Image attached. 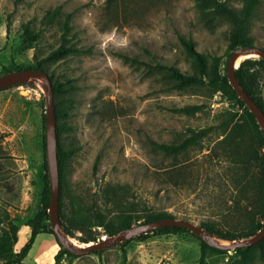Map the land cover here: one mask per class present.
<instances>
[{"label":"rangeland","instance_id":"374dc122","mask_svg":"<svg viewBox=\"0 0 264 264\" xmlns=\"http://www.w3.org/2000/svg\"><path fill=\"white\" fill-rule=\"evenodd\" d=\"M220 1L236 11L241 8L239 0ZM57 6L62 16H71L72 42L88 53L48 59L59 45L60 30L58 24L46 26L43 21L47 11ZM250 20L251 47L263 49L264 0H258ZM230 28L225 19L201 17L194 0H116L113 7H108L107 0H0V76L5 70L16 72V66L43 60L51 86L54 80H68L70 87L59 97L64 114L56 126L65 127L61 144L73 152L63 180L69 195L94 199L107 184L127 185L136 200L167 211L177 220L196 226L210 221L234 230L243 226L251 194L232 212L230 185L222 182L217 187V181H212L215 172L207 170L204 154L219 139L218 134L211 132L190 151L189 160L179 167L181 175L172 170L171 159L152 152L149 142L171 143L187 129L215 126L227 112H237L236 108L206 85L168 90L160 74L143 65H129L115 55L189 73L190 58L178 41L183 36L207 60L220 58L224 74L231 54L227 50ZM31 36L33 41L28 40ZM261 90L264 98V77ZM43 92L34 80L0 90V217L18 228L13 256L29 238L21 246L20 230L29 232L25 224L39 209L45 163ZM187 105L199 106L200 111L194 116L172 111ZM260 154L264 155V148ZM169 169L172 180L166 174ZM97 234L95 242L109 237L101 231ZM68 237L78 247L86 245L80 241L82 233ZM0 240H12L6 223L0 225ZM121 245L74 259L64 257L58 264H197L199 257V242L191 233L150 234ZM59 249L53 236L38 234L22 263L54 264ZM233 254L212 257L209 263L237 264L229 261ZM3 261L0 255V264ZM250 264H264V260L255 257Z\"/></svg>","mask_w":264,"mask_h":264},{"label":"trees","instance_id":"16d2710c","mask_svg":"<svg viewBox=\"0 0 264 264\" xmlns=\"http://www.w3.org/2000/svg\"><path fill=\"white\" fill-rule=\"evenodd\" d=\"M194 1L195 7L201 17H218L230 23L231 28L227 45L229 52L237 48L251 47L252 42L249 37L250 19L254 14L258 0H239L241 2L239 11L234 10L226 2L220 0ZM115 3L116 0H107L108 7H113ZM70 19L71 16L69 14L62 16L60 6L47 11L45 14L44 25L53 26L58 24L60 30L59 45L49 53L48 59H59L69 54L78 56L84 52H89L77 47L72 42L70 38ZM25 31H28V28H25ZM31 37L33 38L28 37V40L33 41L34 36ZM178 41L186 56L190 58L189 73H181L172 66L159 63L151 66L141 62L137 58L129 57L122 53H115V55L129 65L135 67L143 65L149 68V70L160 74L162 77L161 81L168 90L179 91L183 88L206 85L211 91L222 94L226 101L236 108L237 112H227L215 126L198 130L187 129L182 136L177 135L176 139L171 143L150 141L149 144L154 154L163 159H171L172 170L175 169L181 175L179 167L189 160L190 151L208 138L211 132H216L219 139L211 147H206V154H204V163L207 166V170L215 172L212 181H217V187L222 182H227L230 185L229 209L232 212L239 210L241 204L247 200L250 194L251 198L249 199L252 202L249 211L244 212L246 220L244 219L243 226L240 228L224 230L210 221L202 222L199 226L213 237L228 242L249 238L255 235L264 225V155L260 154L261 149L264 148L263 134L256 124L253 115L244 106V103L237 98L236 93L228 84L225 73H221L220 58L211 57L207 60L195 50L191 40L178 36ZM15 68V71L38 70L45 73V62L40 60L26 67L16 66ZM5 72L9 73L10 71L5 70ZM235 76L243 91L256 104L259 110L264 113V98L261 90L264 77V60L255 58L243 60L236 69ZM69 87L68 80L61 83L54 80L52 83L53 105L57 122L64 114L59 108V97ZM172 111L180 115L194 116L200 111V107L187 105ZM63 131H65V127H60L57 124L58 214L59 225L65 235L74 238L76 232L82 233L83 237L80 238V241L88 244L95 242L96 236L99 235L97 233H100V231L110 237L139 223H151L167 218L176 219L167 211L151 209L144 202L136 200L135 196L130 193L129 186L127 185L107 184L96 192L94 199H89L85 196L69 195V192L63 186V180L67 162L73 152L63 149L61 144V133ZM43 148H45L44 144ZM43 169L44 174L39 194V209L33 218L25 224L30 229V235L15 256L11 255V249L13 243L16 242L18 228L8 222L7 217H0V225L6 223L12 233L11 242L0 240V255L4 259L2 264H23L22 261L30 251L34 239L38 234L51 235L55 238L50 224L48 223L46 226L43 224L44 221L49 222L47 209L50 196L45 163L43 164ZM168 171H166V174H169L168 179L172 180L171 177L174 175L171 174V169ZM173 179H176V177ZM183 180V178H180L182 184ZM178 183L174 181L173 185L176 186ZM64 198L65 201H63ZM182 233L189 232L178 227H165L130 239L122 243L121 246L132 240L141 241L150 234L178 235ZM193 236L199 242L197 264H210L209 261L212 257L227 255L228 251L209 246L199 237ZM58 246L60 249L54 256V264H58L64 257L68 259L78 257L62 249L59 244ZM232 253L234 254L229 258L230 263L250 264L255 257L264 260V238L257 244L244 249H235Z\"/></svg>","mask_w":264,"mask_h":264},{"label":"water","instance_id":"95a60500","mask_svg":"<svg viewBox=\"0 0 264 264\" xmlns=\"http://www.w3.org/2000/svg\"><path fill=\"white\" fill-rule=\"evenodd\" d=\"M256 54L257 59L264 60V50L257 47H243L237 48L229 55L226 66L225 76L228 84L232 90L236 93L237 98L244 103V106L253 115L256 124L259 126L260 131L264 137V113L259 110L256 104L248 97L239 85L235 71L239 67L241 61L236 66L238 58ZM250 59V58H246ZM245 60V59H244ZM34 80L40 83L43 87L44 97V109H45V138H44V152H45V164L47 171L48 187H49V206L47 213L49 216V224L57 243L62 249L74 256H82L90 252H99L106 248L122 244L130 239H134L141 235H146L152 231L165 228V227H178L188 231L189 233L199 237L204 243L209 246L225 250L232 253L235 249H244L257 244L264 238V225L256 232L255 235L230 242L229 245L217 244L214 241V237L209 234L200 226H196L188 221L177 220L173 218H167L163 220L154 221L151 223H142L136 226H132L127 230L121 231L110 237H105L98 242L89 243L85 247L79 248L71 243L69 237L63 233L59 225L58 214V200H59V171H58V158H57V136H56V118L55 108L53 105V91L51 82L46 73L38 70H21L11 73H6L0 76V90L18 86L27 81Z\"/></svg>","mask_w":264,"mask_h":264},{"label":"crops","instance_id":"0c3cea01","mask_svg":"<svg viewBox=\"0 0 264 264\" xmlns=\"http://www.w3.org/2000/svg\"><path fill=\"white\" fill-rule=\"evenodd\" d=\"M20 233H21L20 245L22 246V244L26 241L27 237L30 235V230L29 232L28 230H23L22 232L20 230Z\"/></svg>","mask_w":264,"mask_h":264},{"label":"bare ground","instance_id":"6f19581e","mask_svg":"<svg viewBox=\"0 0 264 264\" xmlns=\"http://www.w3.org/2000/svg\"><path fill=\"white\" fill-rule=\"evenodd\" d=\"M252 56H257L256 54H251V55H247V56H243V57H240V58H238V60L236 61V66L245 58H248V57H252ZM258 57V56H257ZM254 59V58H253ZM40 84V83H39ZM40 86L42 87V85L40 84ZM42 89H43V87H42ZM72 243V242H71ZM73 244V243H72ZM86 245H88V244H86ZM86 245H84V247L86 246ZM76 246V245H75ZM78 247V246H77ZM79 248H82V247H79Z\"/></svg>","mask_w":264,"mask_h":264}]
</instances>
